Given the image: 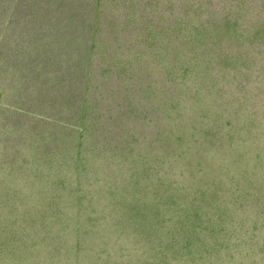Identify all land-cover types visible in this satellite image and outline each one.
I'll return each mask as SVG.
<instances>
[{"label":"rangeland","instance_id":"1","mask_svg":"<svg viewBox=\"0 0 264 264\" xmlns=\"http://www.w3.org/2000/svg\"><path fill=\"white\" fill-rule=\"evenodd\" d=\"M0 264H264V0H0Z\"/></svg>","mask_w":264,"mask_h":264}]
</instances>
